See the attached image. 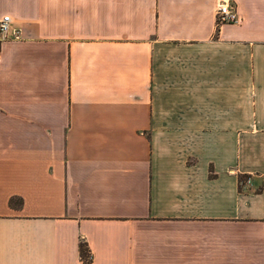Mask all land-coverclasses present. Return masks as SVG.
Here are the masks:
<instances>
[{"label": "crops", "instance_id": "crops-1", "mask_svg": "<svg viewBox=\"0 0 264 264\" xmlns=\"http://www.w3.org/2000/svg\"><path fill=\"white\" fill-rule=\"evenodd\" d=\"M5 16L0 264H264V0Z\"/></svg>", "mask_w": 264, "mask_h": 264}, {"label": "built area", "instance_id": "built-area-1", "mask_svg": "<svg viewBox=\"0 0 264 264\" xmlns=\"http://www.w3.org/2000/svg\"><path fill=\"white\" fill-rule=\"evenodd\" d=\"M236 17L229 11L227 3H220L216 12V22L219 25L234 23ZM10 29V18L8 16L3 17L0 20V37L2 39L6 38Z\"/></svg>", "mask_w": 264, "mask_h": 264}, {"label": "trees", "instance_id": "trees-1", "mask_svg": "<svg viewBox=\"0 0 264 264\" xmlns=\"http://www.w3.org/2000/svg\"><path fill=\"white\" fill-rule=\"evenodd\" d=\"M80 257L84 262H88L90 259L89 250L84 244L80 245Z\"/></svg>", "mask_w": 264, "mask_h": 264}]
</instances>
